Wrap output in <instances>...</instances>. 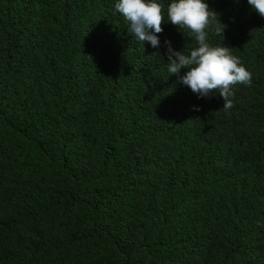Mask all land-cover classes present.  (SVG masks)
<instances>
[{"label":"trees","instance_id":"obj_1","mask_svg":"<svg viewBox=\"0 0 264 264\" xmlns=\"http://www.w3.org/2000/svg\"><path fill=\"white\" fill-rule=\"evenodd\" d=\"M208 3L251 73L227 111L114 0H0V264H264V18Z\"/></svg>","mask_w":264,"mask_h":264},{"label":"clouds","instance_id":"obj_2","mask_svg":"<svg viewBox=\"0 0 264 264\" xmlns=\"http://www.w3.org/2000/svg\"><path fill=\"white\" fill-rule=\"evenodd\" d=\"M247 5L264 18V0H247ZM114 12L126 22L127 33L143 46L147 43L156 49L155 53L166 61L169 77H177L176 83L188 88L197 99L219 96L224 102L222 108L227 111L233 106L229 99L233 87L250 82L251 73L231 54L229 47L208 42V29L217 14L210 9L208 0H169L166 9L160 0H114ZM162 25L187 30L194 37L195 46L177 50L171 40L162 44L159 35L164 31ZM223 26L213 31L224 40L226 26ZM193 111L200 109L194 106Z\"/></svg>","mask_w":264,"mask_h":264}]
</instances>
